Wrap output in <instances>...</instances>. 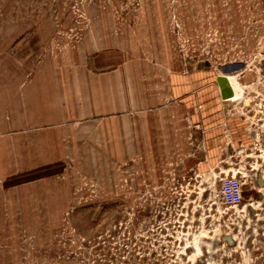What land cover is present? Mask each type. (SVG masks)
I'll return each mask as SVG.
<instances>
[{
    "label": "rangeland",
    "instance_id": "1",
    "mask_svg": "<svg viewBox=\"0 0 264 264\" xmlns=\"http://www.w3.org/2000/svg\"><path fill=\"white\" fill-rule=\"evenodd\" d=\"M20 74L60 78L77 125L14 147L0 264H264V0H0Z\"/></svg>",
    "mask_w": 264,
    "mask_h": 264
},
{
    "label": "crops",
    "instance_id": "2",
    "mask_svg": "<svg viewBox=\"0 0 264 264\" xmlns=\"http://www.w3.org/2000/svg\"><path fill=\"white\" fill-rule=\"evenodd\" d=\"M9 78L13 81H6ZM51 79V86L47 84V80L42 74L4 76L5 81L1 82L0 190L9 189L14 179H23V175L13 176V165L19 156L14 154V147L22 149V151L30 146L29 144H34L35 147L43 145L51 148L55 142L61 141L62 133L65 130L73 131L77 125L67 122L69 103L63 100L60 78L54 75ZM13 85L14 87H12ZM188 86L184 81V86L181 89L185 88V90L182 92L181 99L183 102H189L187 109L195 115L193 121L197 122L200 118H204V114L193 112L192 109L194 104L200 102L199 84L196 85L194 92L192 90L189 92ZM193 88L191 87V89ZM218 136H220V140L229 138L221 132ZM219 143L221 144V142ZM20 161L24 164L28 163L27 158L20 159ZM24 170L27 173V165L24 166Z\"/></svg>",
    "mask_w": 264,
    "mask_h": 264
},
{
    "label": "built area",
    "instance_id": "3",
    "mask_svg": "<svg viewBox=\"0 0 264 264\" xmlns=\"http://www.w3.org/2000/svg\"><path fill=\"white\" fill-rule=\"evenodd\" d=\"M219 191L224 204L237 205L242 201L241 182L234 175H225L220 178Z\"/></svg>",
    "mask_w": 264,
    "mask_h": 264
},
{
    "label": "water",
    "instance_id": "4",
    "mask_svg": "<svg viewBox=\"0 0 264 264\" xmlns=\"http://www.w3.org/2000/svg\"><path fill=\"white\" fill-rule=\"evenodd\" d=\"M218 82H219L220 86H222L226 82L225 77L219 76L218 77Z\"/></svg>",
    "mask_w": 264,
    "mask_h": 264
}]
</instances>
